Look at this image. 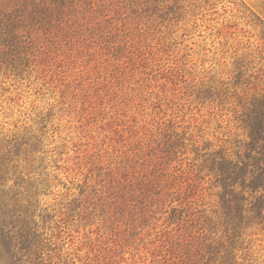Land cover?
I'll use <instances>...</instances> for the list:
<instances>
[{"label":"rangeland","instance_id":"rangeland-1","mask_svg":"<svg viewBox=\"0 0 264 264\" xmlns=\"http://www.w3.org/2000/svg\"><path fill=\"white\" fill-rule=\"evenodd\" d=\"M66 9L0 64V142L23 141L8 176L36 193L44 258L216 264L231 231L208 160L247 139L235 118L264 88V0ZM244 223L231 254L264 264V219Z\"/></svg>","mask_w":264,"mask_h":264},{"label":"trees","instance_id":"trees-1","mask_svg":"<svg viewBox=\"0 0 264 264\" xmlns=\"http://www.w3.org/2000/svg\"><path fill=\"white\" fill-rule=\"evenodd\" d=\"M71 1L0 0V64L10 63L12 55L21 50L22 31L44 29L65 15ZM241 101L235 119L247 139L240 142L237 151L221 148L210 153L208 160L221 187L219 218L231 231L228 244L220 243L224 252L216 264H237L231 254L235 248L231 239L238 236L244 222L264 219V88ZM22 143L18 137L0 142V264H50L43 255L45 237L35 220L36 193L24 186L23 178L18 181V177L8 176L16 167L11 162ZM202 245L203 254L211 253V244Z\"/></svg>","mask_w":264,"mask_h":264}]
</instances>
